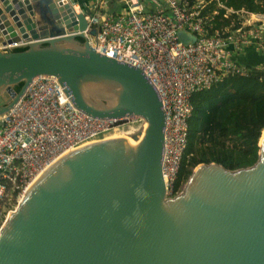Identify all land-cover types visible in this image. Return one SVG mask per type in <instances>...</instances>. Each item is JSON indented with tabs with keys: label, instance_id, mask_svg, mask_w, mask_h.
<instances>
[{
	"label": "water",
	"instance_id": "water-1",
	"mask_svg": "<svg viewBox=\"0 0 264 264\" xmlns=\"http://www.w3.org/2000/svg\"><path fill=\"white\" fill-rule=\"evenodd\" d=\"M64 1L0 0V46L27 42L0 49V115L35 77L53 75L82 112L145 124L56 161L4 223L0 264H264V140L254 165L201 163L168 197L159 91L142 69L92 49L79 34L86 9L65 1L66 13Z\"/></svg>",
	"mask_w": 264,
	"mask_h": 264
},
{
	"label": "built area",
	"instance_id": "built-area-1",
	"mask_svg": "<svg viewBox=\"0 0 264 264\" xmlns=\"http://www.w3.org/2000/svg\"><path fill=\"white\" fill-rule=\"evenodd\" d=\"M75 5L78 12L86 9L88 26L79 34L91 48L142 69L159 91L166 112L163 175L167 196H176L193 113L191 96L225 78L248 75V65L238 58L248 48L264 56V13L235 11L219 2L225 16L245 12L251 19L211 34L209 17L202 13L205 0H79ZM182 31L195 39L184 42ZM26 43L0 49L25 48ZM256 67L263 69L264 64ZM122 120L90 116L77 108L58 77H35L0 115V223L4 209L12 202L19 205L37 176L80 145L103 140Z\"/></svg>",
	"mask_w": 264,
	"mask_h": 264
},
{
	"label": "trees",
	"instance_id": "trees-1",
	"mask_svg": "<svg viewBox=\"0 0 264 264\" xmlns=\"http://www.w3.org/2000/svg\"><path fill=\"white\" fill-rule=\"evenodd\" d=\"M205 1L202 13L209 17L207 27L211 34L237 19L235 13L225 16L226 9L220 8L219 2L235 11L264 13V0ZM241 21H236L235 27ZM79 40L84 41L82 38ZM245 64L250 70L247 76H231L192 94L193 113L189 120L188 142L174 185V195L182 190L201 163L215 162L237 170L258 161L259 141L264 130V68ZM21 86L19 83L14 88L19 91Z\"/></svg>",
	"mask_w": 264,
	"mask_h": 264
},
{
	"label": "bare ground",
	"instance_id": "bare-ground-1",
	"mask_svg": "<svg viewBox=\"0 0 264 264\" xmlns=\"http://www.w3.org/2000/svg\"><path fill=\"white\" fill-rule=\"evenodd\" d=\"M66 1V3L67 4H69L70 6H73V1L74 0H65ZM65 1L63 2V4H61L65 9H66V4H65ZM74 7V10L75 11H79L80 10V8H79V6H73ZM79 8V9H78ZM68 10L66 9V13H68L67 12ZM64 19H65V17L62 15V21H64ZM73 34V32H68V30H66V32H65V36L67 35V36H69V35H72ZM131 117H139L138 115H125V117L123 118L124 120H126V119H129V118H131ZM144 124H145V120H143V122H142V125L139 127V128H132V126L130 127V128H128V129H125V130H121V131H116V130H118L117 129V127L119 126H117L116 127V129H115V132L112 134V135H110V136H107L106 138H104L103 139V141L104 140H110V139H118V138H127V137H129V136H131V135H133V134H135V133H137L141 128H143V126H144ZM121 129V128H120ZM264 140V130L262 131V135H261V139H260V143L262 144V141ZM102 141V140H101ZM70 153V152H69ZM69 153H67V154H65L64 156H62V157H65L66 155H68ZM62 157L60 158V159H62ZM57 161H59V159L57 160ZM49 171V168L47 169V170H45L43 173H41L39 176H37L36 177V179L31 183V185H30V188H29V190L30 189H32L33 187H34V185L47 173ZM32 187V188H31Z\"/></svg>",
	"mask_w": 264,
	"mask_h": 264
},
{
	"label": "rangeland",
	"instance_id": "rangeland-1",
	"mask_svg": "<svg viewBox=\"0 0 264 264\" xmlns=\"http://www.w3.org/2000/svg\"><path fill=\"white\" fill-rule=\"evenodd\" d=\"M79 9V8H78ZM250 15L249 13H245V12H241L237 15V19L233 20L232 23H236V21L238 20H250ZM143 119H141V117H131L129 119H126V120H122L121 122L119 123H122V124H119V126L117 127L118 130L116 131H121L122 129L125 130V129H128L130 128L132 125V128H139V126H141V123H142ZM121 128V129H120ZM115 131H112L108 136L112 135ZM188 182V181H187ZM186 182V183H187ZM186 183L184 184V186L182 187V190L184 189ZM181 190V191H182ZM179 191L178 194L181 192ZM177 194V195H178ZM18 207V203H14L12 202V204L10 206H8L6 209V212H5V217L3 218V221L0 223L1 225H3L6 220H7V216L12 214ZM9 217V216H8Z\"/></svg>",
	"mask_w": 264,
	"mask_h": 264
},
{
	"label": "crops",
	"instance_id": "crops-1",
	"mask_svg": "<svg viewBox=\"0 0 264 264\" xmlns=\"http://www.w3.org/2000/svg\"><path fill=\"white\" fill-rule=\"evenodd\" d=\"M238 60L243 63H249L251 65L260 66L264 64V56L260 55L252 48H248L245 53H243Z\"/></svg>",
	"mask_w": 264,
	"mask_h": 264
}]
</instances>
